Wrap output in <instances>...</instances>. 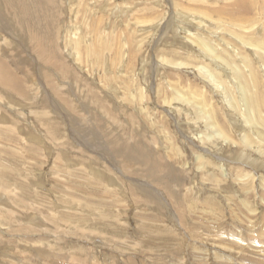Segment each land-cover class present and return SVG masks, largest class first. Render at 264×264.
I'll return each mask as SVG.
<instances>
[{
    "label": "rangeland",
    "instance_id": "374dc122",
    "mask_svg": "<svg viewBox=\"0 0 264 264\" xmlns=\"http://www.w3.org/2000/svg\"><path fill=\"white\" fill-rule=\"evenodd\" d=\"M263 38L264 0H0V264H264Z\"/></svg>",
    "mask_w": 264,
    "mask_h": 264
},
{
    "label": "bare ground",
    "instance_id": "6f19581e",
    "mask_svg": "<svg viewBox=\"0 0 264 264\" xmlns=\"http://www.w3.org/2000/svg\"><path fill=\"white\" fill-rule=\"evenodd\" d=\"M264 39V38H263ZM190 41L189 42H191V40L192 39H189ZM192 41H194V40H192ZM196 44H198L199 46L201 45V49H203V51L205 52V53H207V54H209L210 55V47L204 42V41H202V40H199V39H197L196 41H194ZM193 42V43H194ZM195 44V45H196ZM256 44V43H255ZM254 44V47L255 48H257V49H260L261 51H264V42L260 45V46H258L259 45V43L258 44H256L255 45ZM193 45V44H192ZM197 45V46H198ZM248 45H250V44H248ZM251 46H253V45H251ZM214 49V48H213ZM215 51V50H214ZM212 54H214L213 52H212ZM260 54L262 55V56H264V53H262V52H260ZM218 55V54H217ZM212 56V55H211ZM213 57H215V56H213ZM220 57H222V56H218V58H216L217 59V61H219L220 62ZM262 58H264V57H262ZM246 59V58H245ZM193 60V59H192ZM197 60V59H196ZM263 61H264V59H262ZM249 61V60H248ZM221 62H222V64L224 65L225 64V66L227 65V63H225L224 62V60H223V58L221 59ZM227 62V61H226ZM202 63V62H201ZM178 65H182V64H178ZM205 65V64H204ZM204 65H202V66H204ZM201 66V67H202ZM3 67V66H2ZM206 67H207V65H206ZM206 67H203L204 69H207ZM219 68L220 69H222L223 71H225L224 70V67H222L221 65L219 66ZM203 69V70H204ZM210 71V70H209ZM209 71L208 70H206V72H204L205 73V78H206V73H209ZM211 72V71H210ZM214 72V71H213ZM232 72V71H231ZM215 73H217V72H215ZM215 73H214V75H215ZM234 73V72H233ZM210 74V73H209ZM217 75H218V73H217ZM221 75V74H220ZM233 75V74H232ZM237 75V74H236ZM209 76H211V75H209ZM227 76V75H226ZM234 76V75H233ZM253 78V79H252ZM206 79H208V77L206 78ZM234 80H235V76H234ZM247 82H250V83H258V85H257V87L258 88H261L262 87V83L260 84V82L261 81H259L258 80V78H257V76H253V77H250V78H247ZM207 81V80H206ZM213 82V81H212ZM222 82V81H221ZM231 82V84H233V78H232V80L230 81ZM237 82V84H238V81H236ZM219 83H220V80H219ZM223 83V82H222ZM221 85H223V84H221ZM251 85V84H250ZM256 85V84H255ZM257 87H255V88H257ZM249 88V87H248ZM253 88V87H252ZM241 90V89H240ZM260 89H258V91H259ZM193 91V90H192ZM234 91V90H233ZM248 91V90H247ZM257 91V92H258ZM262 91V90H261ZM230 94H232V91L230 90ZM260 92V91H259ZM176 93L177 94H179V91H176ZM242 93V92H241ZM255 93V92H254ZM181 94V93H180ZM192 96V97H191ZM191 96H184V95H182V97L181 96H179V97H177L178 98V101L179 102H181V103H183V104H187V103H194L195 105L194 106H198V104L196 103V102H198L199 101V99L200 98H198L195 94L193 95H191ZM243 96V95H242ZM249 95H247V96H245V98L244 97H242V102H243V100H246L247 101V104L245 105V103L243 102L242 104H243V111H241V113L240 114H242V117H244V119L246 120V123H247V125H248V127L249 128H251V129H253V131L254 130H256V132H257V134L258 135H260V126L263 128L264 127V121L262 120V118H263V113H262V110H263V107H262V105H261V100L260 99H257L258 98V95L255 97V98H253V100H251L252 102L251 103H249V101H248V97ZM194 97H195V99H194ZM229 98H231V102H232V104H230L231 106H232V108H234V110H236V111H238L239 110V108H238V105H236L237 103H236V99L235 98H233V95L232 96H228ZM251 97H252V94H251ZM232 99H234V100H232ZM238 99L240 100V98L238 97ZM204 100V99H203ZM264 101V100H263ZM241 102V101H240ZM196 106V108H198L199 109V112H204L205 110H204V107L202 106L201 108L198 106L197 107ZM231 108V107H230ZM231 108V109H232ZM198 109H197V111H198ZM241 109V108H240ZM233 110V111H234ZM245 110V111H244ZM231 112V111H230ZM201 113V114H202ZM204 113H206V112H204ZM200 114V113H199ZM251 114H253L254 115V117L252 116V117H250V115ZM257 117H256V116ZM213 119H212V117H211V122H208V126L209 127H216L217 128V131L219 132V128H220V125H218L216 122H214V121H212ZM246 126V125H245ZM243 129H244V127H242ZM255 128V129H254ZM259 128V129H258ZM233 129V128H232ZM231 130V129H230ZM234 130H236V129H234ZM233 131V130H232ZM252 131V130H251ZM220 133V132H219ZM233 134H235L234 132H232ZM251 132L249 131L248 133H246L243 137V139L240 141V143L242 144V145H248V147L250 148V147H253V146H255L254 144H259V143H261V142H257V140H259L258 138L257 139H255L256 138V136L255 137H253L252 135L254 134V133H251ZM262 134V133H261ZM216 135V134H215ZM220 137L221 136H223V138H226L227 139V141L228 140H231V141H229V142H234V140H232L233 139V137L232 136H230L229 134H227L226 135V133H224V132H222V130H221V133H220V135H219ZM222 138V137H221ZM223 142V141H222ZM239 143V144H240ZM238 144V143H237ZM260 146V145H259ZM256 147V146H255ZM261 150V149H260ZM264 151V150H263ZM262 151V152H263ZM220 168H221V166H220ZM224 170V169H223ZM226 173V176H227V172H225ZM264 183V182H263Z\"/></svg>",
    "mask_w": 264,
    "mask_h": 264
},
{
    "label": "crops",
    "instance_id": "0c3cea01",
    "mask_svg": "<svg viewBox=\"0 0 264 264\" xmlns=\"http://www.w3.org/2000/svg\"><path fill=\"white\" fill-rule=\"evenodd\" d=\"M35 133H38L39 135H41V138L44 140V143H46L47 142V139H46V137H45V134H44V136H43V132H35ZM25 139H27V140H30L29 139V136H25L24 137ZM31 141V140H30Z\"/></svg>",
    "mask_w": 264,
    "mask_h": 264
}]
</instances>
